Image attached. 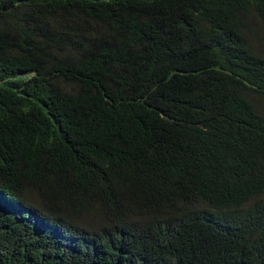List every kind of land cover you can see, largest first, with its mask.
I'll use <instances>...</instances> for the list:
<instances>
[{"label":"trees","instance_id":"obj_1","mask_svg":"<svg viewBox=\"0 0 264 264\" xmlns=\"http://www.w3.org/2000/svg\"><path fill=\"white\" fill-rule=\"evenodd\" d=\"M0 264H264V0H0Z\"/></svg>","mask_w":264,"mask_h":264}]
</instances>
